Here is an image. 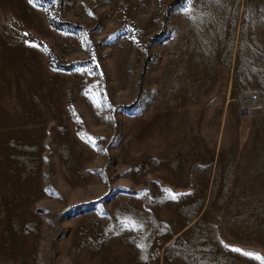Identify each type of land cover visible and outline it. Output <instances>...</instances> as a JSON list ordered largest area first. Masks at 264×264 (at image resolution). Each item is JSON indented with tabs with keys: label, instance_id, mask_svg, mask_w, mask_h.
I'll list each match as a JSON object with an SVG mask.
<instances>
[{
	"label": "rangeland",
	"instance_id": "374dc122",
	"mask_svg": "<svg viewBox=\"0 0 264 264\" xmlns=\"http://www.w3.org/2000/svg\"><path fill=\"white\" fill-rule=\"evenodd\" d=\"M0 264H264V0H0Z\"/></svg>",
	"mask_w": 264,
	"mask_h": 264
},
{
	"label": "water",
	"instance_id": "95a60500",
	"mask_svg": "<svg viewBox=\"0 0 264 264\" xmlns=\"http://www.w3.org/2000/svg\"><path fill=\"white\" fill-rule=\"evenodd\" d=\"M246 95H248V97L253 99L251 103L244 104L242 102V98H245ZM246 95L242 94L238 98V103H239L240 109L242 110L243 113L247 112V108L248 107L260 105L262 103V101H263V95L261 93H259V92H257V93H248ZM257 99H259V102H258Z\"/></svg>",
	"mask_w": 264,
	"mask_h": 264
},
{
	"label": "bare ground",
	"instance_id": "6f19581e",
	"mask_svg": "<svg viewBox=\"0 0 264 264\" xmlns=\"http://www.w3.org/2000/svg\"><path fill=\"white\" fill-rule=\"evenodd\" d=\"M252 98L248 97V95H246L245 98H242V102L245 103H251L252 102Z\"/></svg>",
	"mask_w": 264,
	"mask_h": 264
},
{
	"label": "snow or ice",
	"instance_id": "6c2138e0",
	"mask_svg": "<svg viewBox=\"0 0 264 264\" xmlns=\"http://www.w3.org/2000/svg\"><path fill=\"white\" fill-rule=\"evenodd\" d=\"M30 2H31V0H30ZM173 198H175V197H173ZM235 251H239L238 249H236Z\"/></svg>",
	"mask_w": 264,
	"mask_h": 264
}]
</instances>
